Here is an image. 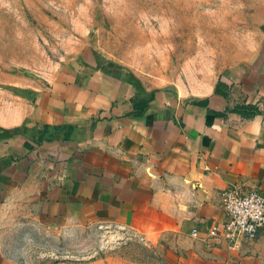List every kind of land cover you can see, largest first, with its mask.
Here are the masks:
<instances>
[{
  "label": "crops",
  "instance_id": "obj_1",
  "mask_svg": "<svg viewBox=\"0 0 264 264\" xmlns=\"http://www.w3.org/2000/svg\"><path fill=\"white\" fill-rule=\"evenodd\" d=\"M120 60L84 43L45 82H11L0 223L116 224L169 241L174 264H264V225L207 235L226 190L264 195V29L245 61L188 82Z\"/></svg>",
  "mask_w": 264,
  "mask_h": 264
},
{
  "label": "rangeland",
  "instance_id": "obj_2",
  "mask_svg": "<svg viewBox=\"0 0 264 264\" xmlns=\"http://www.w3.org/2000/svg\"><path fill=\"white\" fill-rule=\"evenodd\" d=\"M263 29L264 0H0V114L13 80L45 82L84 43L188 82L245 61ZM169 247L116 224L0 223V264H174Z\"/></svg>",
  "mask_w": 264,
  "mask_h": 264
},
{
  "label": "built area",
  "instance_id": "obj_3",
  "mask_svg": "<svg viewBox=\"0 0 264 264\" xmlns=\"http://www.w3.org/2000/svg\"><path fill=\"white\" fill-rule=\"evenodd\" d=\"M223 204L226 213L223 227L211 224L207 231L208 236H218L221 231L224 238L233 242L239 236L254 237L264 225V195L259 191L241 193L228 189L223 193Z\"/></svg>",
  "mask_w": 264,
  "mask_h": 264
}]
</instances>
